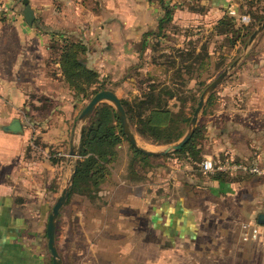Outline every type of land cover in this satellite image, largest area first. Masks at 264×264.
<instances>
[{
	"label": "crops",
	"instance_id": "crops-1",
	"mask_svg": "<svg viewBox=\"0 0 264 264\" xmlns=\"http://www.w3.org/2000/svg\"><path fill=\"white\" fill-rule=\"evenodd\" d=\"M2 1L7 10L0 16V264H52L51 255L45 256L43 206L31 210L27 203L30 198L56 196L63 188L62 179L59 174L58 181L52 180L55 167L49 157L38 159L34 154L46 153L56 135L67 138L66 123L79 102L61 78L51 40L61 41L58 34L81 39L87 46L86 64L104 73L112 58L138 56L144 32L157 29L166 6L172 11L170 25L200 29L231 15L229 9L240 13V5L239 0H28L34 12L29 24L21 0ZM151 37L146 35L145 40ZM187 38L192 37L185 35L182 40ZM237 58L233 76L216 88L215 97L198 115L200 160L264 165V50L251 59ZM53 72L58 77L51 76ZM42 94L55 95L56 107L63 110L34 113L41 122L58 124L40 128L43 146H30L22 113L31 99ZM13 117L20 119L21 132L2 128ZM135 137L144 149L163 145ZM167 159V178L158 181L156 171L143 183L142 196L130 190L142 178L120 182L129 187L126 200L146 196L150 202L145 224L140 220L134 228L140 243L132 242L128 248L154 251L150 264H264V259L259 263L253 259L257 249H264V231L244 238L249 230L242 227L244 222H264V174L217 171L221 175L216 177L203 172L190 157ZM159 251H166L167 257L160 258Z\"/></svg>",
	"mask_w": 264,
	"mask_h": 264
},
{
	"label": "rangeland",
	"instance_id": "rangeland-1",
	"mask_svg": "<svg viewBox=\"0 0 264 264\" xmlns=\"http://www.w3.org/2000/svg\"><path fill=\"white\" fill-rule=\"evenodd\" d=\"M249 1L250 0H239V10L241 13L249 14L250 21H253L252 16L257 14L262 15L260 8L262 7L263 1H255V4ZM241 9L244 10L242 11ZM236 17L234 18L236 20V25L243 23ZM263 20L264 16L258 21L255 20L257 22L253 25V30ZM197 27L196 25L180 26L177 24H168L164 27L165 35L151 37L149 40L144 41V46L141 50L138 49L140 51H138L137 57L127 59L112 58V65L106 69V72H98L95 69L97 71V76L92 83L86 84L85 78L82 79V76H80V85L85 88L87 94L83 95L85 97L75 96L74 98V100L79 103L77 104L75 114L71 117V121L66 123L67 130L65 136H67V138H60V135H56L57 140L55 139V142L49 144L46 153L37 150L34 154L35 158L42 159L43 156L45 158L49 157L50 159L48 160L50 162L53 161L52 163H54L55 170L52 172V175H54L52 180L56 179L58 181L57 177L60 174L62 179V181L60 180L61 185L66 186L70 172L73 174L75 163L77 159L80 158L77 152L79 144V140L77 142V135H79L80 139L81 128L88 123L93 112L85 121L79 118V113L96 91L104 88L111 89L118 97L125 98L132 103L135 99H142V93L148 89L149 85H161L160 87H164L163 85H173V81L182 78L185 80L182 89L187 94L194 93L195 98L193 100L188 98L186 101L178 100L175 101L174 105V101L171 100L170 107L173 110H178L182 108L181 105H183V110L187 115H190L191 107L194 106L193 108H195L203 89L222 69L227 67L237 57L251 59V57L262 53L264 50V28L258 32L251 42H249V35L248 38H239V41L233 46H229L226 37H230V34H227V36L224 34H208V30H210L209 27H200V31L197 30ZM187 34L191 35L193 39H203L205 35H210L207 43L210 63L203 68L199 66L195 67V72H193L191 79H189V73H187L186 69L183 67L182 69L180 68V73H175V66L181 65V62L184 60L176 54L178 51L177 49L180 48L185 51L184 48L187 44L182 39L185 35L187 36ZM68 39L73 40L70 38ZM195 42L197 45H200L199 40ZM107 44L112 48L111 43ZM104 48H106V46ZM218 63L222 64L216 66ZM235 66L232 67L221 82L206 95L205 101L210 94H212V98H214L216 95V88L219 85H224L222 83H226L230 80L229 75L233 76ZM197 72H200L199 77H196ZM50 75L58 77L55 72ZM61 78L63 80V77ZM198 79L202 81L199 84L196 83ZM59 81L60 79L57 80V83H59ZM189 89H191V92H189ZM71 95L74 94L71 93ZM53 97H55V95L42 94L40 98H34L35 101L31 99L29 109L24 112L25 114L22 113L24 127L29 131L28 139L33 142L30 146H43L44 141L40 136V132L38 133V131L41 130L40 128L53 127L54 124H58L56 121L48 120L46 122H41V120L36 119L34 114L35 112H42L45 114L52 109L62 111L63 108L56 107L57 103ZM103 102L111 103L107 100H102L99 104ZM192 110L194 111V109ZM202 113L204 112H202L201 108L198 115L200 116ZM144 114L145 113H143V115ZM128 122L131 131L137 136L135 125L131 123L132 120L130 122L128 119ZM189 122L186 125L181 123L183 130L186 131ZM129 143L130 141L128 139L126 140L123 138L118 145L117 155L114 156L112 161L108 164L107 170L104 173V179L98 183L97 188L94 190V197L89 198L77 192L71 193V183L69 195L60 207L55 222V247L62 260V264H150L151 258L156 256V253L150 249L132 250L128 248V246L133 245L132 242L140 243V235L137 234V230L134 231V228L140 224V220L145 224L143 216L148 210L150 202L147 200L148 198L146 196L140 197V199L128 198V200H126L125 194L129 187L125 186L124 182L130 179L135 180L142 178L141 181H138L136 185H132V188H130L131 191L142 196L146 189L143 183L146 179L150 180L151 178L149 177L156 171L158 172L155 174V177L159 179L158 181L161 182L162 179L167 178L165 166H168L167 157L170 155L163 156V154L170 153L172 150L152 156L146 159V163L142 162L139 157L138 159L134 158L132 164H130L131 149L129 148ZM167 144L170 143L163 144L159 146L158 149H163ZM71 150L73 154H71ZM201 160L199 159L195 162L199 164V167ZM150 170L153 172H149ZM121 181L124 182L120 183ZM57 188H60V183L57 184ZM163 188L167 189V186L165 185ZM59 193L60 192H58L57 195H59ZM57 195L50 200L47 198L40 200L30 198L31 200L27 203V207L33 210L36 206H43V217L41 220L46 224L48 214L52 209ZM43 237L46 243L45 256L48 259L50 257V252L47 248L45 234ZM146 237L149 241L151 235L148 233ZM253 256V259L259 263V260L262 261V259H264V249H257L253 253ZM159 257L166 258L167 252L159 251Z\"/></svg>",
	"mask_w": 264,
	"mask_h": 264
},
{
	"label": "trees",
	"instance_id": "trees-1",
	"mask_svg": "<svg viewBox=\"0 0 264 264\" xmlns=\"http://www.w3.org/2000/svg\"><path fill=\"white\" fill-rule=\"evenodd\" d=\"M255 1H263L260 8L262 15L257 14L252 16L253 21L249 19L247 22L236 25L233 15L224 14L208 30V34H224L226 36L230 34V37H226L229 46H233L239 41V38H248L253 31L255 22L264 16V0H250L249 2L255 4ZM165 8V14L160 18L157 29L144 32L143 43L146 41V35H154V37L165 35L164 27L172 19L171 9L168 6ZM241 10L243 11L244 9ZM197 30L200 31V29ZM209 36L205 35L203 39L188 38V40H185L187 44V48H184L185 51L177 47L178 51L176 54L185 61L183 60L181 65H178L180 67L175 66V73H180V68L182 69L183 67L189 73L188 77L191 79L193 72H195V67L203 68L210 63V55L207 50ZM57 37L61 41L58 38H53L49 46L52 51L57 53L56 58L60 65L63 80L73 91L74 96L85 97L83 95L87 94V91L80 85V76H82V79L85 78L86 84L92 83L97 76V71L86 64L84 54L87 51V46L81 39L69 40L60 34ZM196 40L200 41V45L196 44ZM221 64L218 63L216 66ZM199 75L200 72H197L196 77H199ZM200 82H202L200 79L196 80V83L199 84ZM184 83L185 80L180 78L173 81V85H163L164 87H160L161 85H149L148 89L142 93V99H135L132 103L125 98L119 97L126 116L130 122L132 120L131 123L135 125L138 135L158 144L174 142L183 135L185 130H183L181 123L186 125L189 122L194 106L191 107V114L187 115L183 110V105H181L182 108L173 110L170 107V101H174V105L175 101H186L188 98L193 100L195 98L194 93L187 94L182 89ZM189 92H191V89H189ZM211 99L212 94L206 99L202 108L203 112L211 102ZM143 113L145 114L143 115ZM200 132V126L197 123L190 138L181 147L172 150L170 153L163 154V156L190 157L191 160L197 162L200 159V149L197 146ZM123 138L127 140L114 106L107 102L96 106L88 123L82 127L80 132L77 150L80 158L75 163L71 193L77 192L89 198L94 197V190L97 188L98 183L104 179L107 166L114 156L117 155V147ZM129 148L131 149L130 164H132L134 158L138 159L139 157L142 162L146 163V159L154 156L133 146L131 143H129ZM219 175L221 173H214L216 177Z\"/></svg>",
	"mask_w": 264,
	"mask_h": 264
},
{
	"label": "water",
	"instance_id": "water-1",
	"mask_svg": "<svg viewBox=\"0 0 264 264\" xmlns=\"http://www.w3.org/2000/svg\"><path fill=\"white\" fill-rule=\"evenodd\" d=\"M21 2L24 4V9H23V15L27 23L31 24L33 19H34V12L33 9L30 7L28 4V0H21ZM264 28V20L261 21L257 27L252 31V33L249 36V42H251L258 32H260ZM238 62V58L234 59L227 67L222 69L212 81L208 83V85L203 89L201 92L199 99L197 101V105L194 108V111L192 113V116L190 118L189 125L185 131V133L182 135L180 139H178L175 142H172L170 144H167L163 149H158V150H149V149H144L140 147L137 144L136 137L134 133L131 131L129 122L125 113V109L120 101V98L117 96V94L111 90V89H100L96 91L87 101V103L84 105V107L81 109L79 113V118L82 121H85L89 117V115L94 111L96 106L101 102L102 100H107L111 102L117 112L118 118L120 120L121 127L127 137V139L130 141V143L143 150L146 153H150L153 155H159L163 154L169 150H174L178 149L181 147L191 136L193 133L196 123H197V118H198V113L203 107L205 103V97L206 95L214 89L218 83L221 82V80L229 73L230 69L234 67ZM2 128L6 131H11L14 133L21 132L23 130L22 123L18 117H13L7 124H4ZM82 129V128H81ZM81 132V131H80ZM71 154H73V151L71 150ZM73 180V174L68 178L67 180V185L63 186L61 189L59 195L57 196L52 209L50 213L48 214L47 221H46V228H45V235L47 239V247L51 255V261L52 264H62V260L59 257L56 247H55V239H54V233H55V222H56V217L57 214L60 210V207L64 203L65 199L69 195V187L72 183Z\"/></svg>",
	"mask_w": 264,
	"mask_h": 264
},
{
	"label": "built area",
	"instance_id": "built-area-1",
	"mask_svg": "<svg viewBox=\"0 0 264 264\" xmlns=\"http://www.w3.org/2000/svg\"><path fill=\"white\" fill-rule=\"evenodd\" d=\"M7 8L5 7L2 0H0V16L6 12ZM228 13L237 16V19L241 22H247L250 19L249 14L247 13H236L233 9H229ZM200 168L203 172L214 173L217 171H242L245 173H260L264 174V165L258 164L257 162L247 163L245 161H214L212 158H204L200 162ZM242 227L249 230V233L244 238L252 237L255 238L258 234V231L262 229L264 231V222L263 223H251L244 222Z\"/></svg>",
	"mask_w": 264,
	"mask_h": 264
},
{
	"label": "bare ground",
	"instance_id": "bare-ground-1",
	"mask_svg": "<svg viewBox=\"0 0 264 264\" xmlns=\"http://www.w3.org/2000/svg\"><path fill=\"white\" fill-rule=\"evenodd\" d=\"M145 148V147H144Z\"/></svg>",
	"mask_w": 264,
	"mask_h": 264
}]
</instances>
